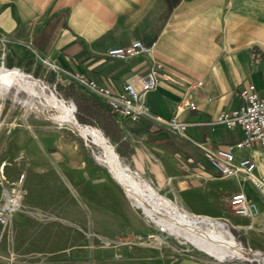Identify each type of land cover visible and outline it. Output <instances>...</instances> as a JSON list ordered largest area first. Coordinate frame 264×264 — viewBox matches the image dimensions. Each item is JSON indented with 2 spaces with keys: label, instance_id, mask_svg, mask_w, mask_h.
<instances>
[{
  "label": "crops",
  "instance_id": "crops-1",
  "mask_svg": "<svg viewBox=\"0 0 264 264\" xmlns=\"http://www.w3.org/2000/svg\"><path fill=\"white\" fill-rule=\"evenodd\" d=\"M0 37L4 60L12 64L31 59L33 48L61 68L80 72L111 91H117L130 73H144L151 61L143 54L114 59L105 56V50L132 39L145 44L153 40L157 82L142 99L162 118L176 114L185 122L182 134L142 117L116 116L94 95L98 105L88 108L111 127V146L123 164L149 185L167 186L163 191L185 210L209 212L193 203L209 195L223 177L196 143L215 147L239 137L238 127L225 128L213 119L238 104L240 86L250 82L257 94L264 95V0H175L170 8L166 0H0ZM187 101L194 107H187ZM67 141L0 143V172L7 180L16 177L17 164L23 163L17 158L19 151L28 154V162L38 169L56 171L63 165L65 175L94 172L79 143ZM235 155L250 157L254 173H264L262 147L252 145ZM4 156H9L11 167L2 161ZM257 208L255 215L243 216L244 223L227 217L230 226L264 229V204ZM84 242L80 237L79 249L49 254L42 263L153 264L146 257L88 256Z\"/></svg>",
  "mask_w": 264,
  "mask_h": 264
},
{
  "label": "rangeland",
  "instance_id": "rangeland-1",
  "mask_svg": "<svg viewBox=\"0 0 264 264\" xmlns=\"http://www.w3.org/2000/svg\"><path fill=\"white\" fill-rule=\"evenodd\" d=\"M0 65L15 67L30 80L29 87L21 86L16 91L11 86L0 94V143H57L60 138L63 142L69 139L79 143L82 154L94 165V172L87 175H65L63 165L56 171L47 167L38 169L28 162V154L18 152L17 158L23 163L17 164L16 177L7 180L0 172V196L10 188L18 193L16 208L10 212L6 224L0 226V264H43V258L49 254L55 256L79 249L80 237L85 241L82 246H86L88 256L97 258L146 257L153 264H264V258L246 255L243 251L216 260L146 221L141 210L131 205L130 198L108 167L97 160L101 148L90 134H82L79 130L83 126L92 127L112 144L111 127L102 124L81 101L79 93L83 88L66 82L62 76L56 78L54 72L32 53L31 59L22 64L3 59ZM69 83L72 87L67 86ZM50 93L73 104L76 124L58 120V111L42 103ZM4 158L2 161L11 167L7 163L9 156ZM153 187L182 207L163 191L167 186ZM236 190L244 191L258 207L264 204V199L247 180L226 176L216 180L209 195L193 203L209 212L186 210L192 215H207L223 221L236 242L264 251L263 228H235L227 220V217L241 223L246 220L227 208V195Z\"/></svg>",
  "mask_w": 264,
  "mask_h": 264
},
{
  "label": "built area",
  "instance_id": "built-area-1",
  "mask_svg": "<svg viewBox=\"0 0 264 264\" xmlns=\"http://www.w3.org/2000/svg\"><path fill=\"white\" fill-rule=\"evenodd\" d=\"M0 43V64H2L4 59L2 46L4 39L2 37H0ZM153 45V40L145 44L139 39H132L126 45L112 46L105 50L104 55L114 59H124L143 54L151 61L144 73L133 72L127 75L117 91H111L108 87L94 79L85 77L80 72L67 71L61 68L52 60L38 54L33 48H30V51L34 57L46 65V68L54 72L56 78L62 76L66 82H72L82 87L86 93L102 99L112 114L131 120L142 117L158 126H163L173 134H182L185 122L178 119L176 114L162 118L152 113L142 99L143 94L153 89L157 82L158 64L151 57ZM199 83L200 81H195L194 85H199ZM238 95V104L229 110L219 111L213 121L225 128L238 127L240 130L239 137L215 147L205 146L201 143L196 144L200 148L202 156L219 176H240L247 180L264 199V173H254L255 163L250 157L235 155L237 150L250 148L252 145L264 149V95L257 94L250 82L238 88ZM186 106L192 108L194 103L187 101ZM17 198L18 193L12 188L2 192L0 196V226L6 224L10 212L16 208ZM227 208L233 214L246 217L253 216L258 211L255 202L240 190L227 196ZM239 251H243L246 255H258L264 258V251L258 249L241 245Z\"/></svg>",
  "mask_w": 264,
  "mask_h": 264
},
{
  "label": "bare ground",
  "instance_id": "bare-ground-1",
  "mask_svg": "<svg viewBox=\"0 0 264 264\" xmlns=\"http://www.w3.org/2000/svg\"><path fill=\"white\" fill-rule=\"evenodd\" d=\"M28 85H30V80L26 79L18 69L0 65V94H4L11 86L18 91L17 88L29 87ZM38 95L40 94L38 93ZM43 101L42 103L48 104L49 107L52 106L58 111V120H72L73 104L65 103L63 99L57 98L52 93ZM79 130L82 134L84 132L90 134L93 141L101 148L102 151L97 160L108 167L112 177L130 198L131 205L141 210L146 221L153 223L158 229L190 243L216 260H221L226 254L239 252L241 243L234 240L223 221L206 215L188 213L183 207L177 206L165 196L160 195L155 187L141 179L136 172L121 164L111 144L99 131L88 126H83Z\"/></svg>",
  "mask_w": 264,
  "mask_h": 264
},
{
  "label": "trees",
  "instance_id": "trees-1",
  "mask_svg": "<svg viewBox=\"0 0 264 264\" xmlns=\"http://www.w3.org/2000/svg\"><path fill=\"white\" fill-rule=\"evenodd\" d=\"M166 2H167V7L170 8L175 2V0H166ZM67 86L72 87V84L69 83L67 84ZM79 96L85 107H94L98 105V103L95 101L94 96L91 94H85L83 91L80 90Z\"/></svg>",
  "mask_w": 264,
  "mask_h": 264
},
{
  "label": "water",
  "instance_id": "water-1",
  "mask_svg": "<svg viewBox=\"0 0 264 264\" xmlns=\"http://www.w3.org/2000/svg\"><path fill=\"white\" fill-rule=\"evenodd\" d=\"M70 122H71L72 124H76V121H75V119H73V118H72V120H70Z\"/></svg>",
  "mask_w": 264,
  "mask_h": 264
}]
</instances>
